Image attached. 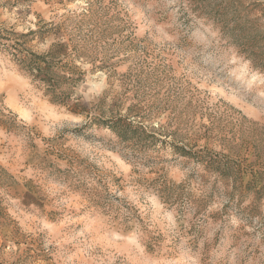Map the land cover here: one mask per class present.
<instances>
[{"label": "rangeland", "instance_id": "obj_1", "mask_svg": "<svg viewBox=\"0 0 264 264\" xmlns=\"http://www.w3.org/2000/svg\"><path fill=\"white\" fill-rule=\"evenodd\" d=\"M0 264H264V0H0Z\"/></svg>", "mask_w": 264, "mask_h": 264}]
</instances>
